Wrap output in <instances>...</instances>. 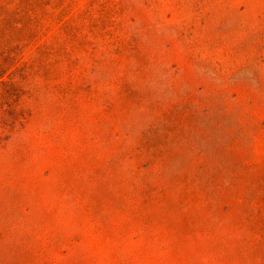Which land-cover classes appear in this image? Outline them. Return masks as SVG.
Instances as JSON below:
<instances>
[{
    "label": "rangeland",
    "instance_id": "374dc122",
    "mask_svg": "<svg viewBox=\"0 0 264 264\" xmlns=\"http://www.w3.org/2000/svg\"><path fill=\"white\" fill-rule=\"evenodd\" d=\"M0 264H264V0H0Z\"/></svg>",
    "mask_w": 264,
    "mask_h": 264
}]
</instances>
